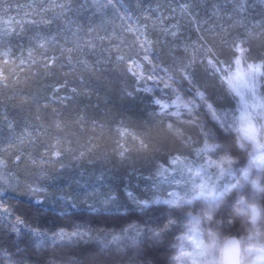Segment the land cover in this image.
Returning a JSON list of instances; mask_svg holds the SVG:
<instances>
[{"label":"clouds","instance_id":"obj_1","mask_svg":"<svg viewBox=\"0 0 264 264\" xmlns=\"http://www.w3.org/2000/svg\"><path fill=\"white\" fill-rule=\"evenodd\" d=\"M27 7L0 27L28 105L0 123V264H264V0ZM52 55L72 79L31 89Z\"/></svg>","mask_w":264,"mask_h":264},{"label":"trees","instance_id":"obj_2","mask_svg":"<svg viewBox=\"0 0 264 264\" xmlns=\"http://www.w3.org/2000/svg\"><path fill=\"white\" fill-rule=\"evenodd\" d=\"M150 3V0H145V4ZM28 0H0V16L3 17L5 23L4 27H9V21L11 22V27L15 29V32L20 31L21 25L25 28L28 27L27 20H33L37 17L32 13V10L27 7ZM7 9V11H5ZM171 9H169V12ZM147 23V21H144ZM13 43L17 45L15 54H20V47L26 44L23 38L14 39ZM27 55V53H23ZM53 75L51 77L45 78L43 73L36 75L28 79V84L31 89H43L45 92L49 91L46 86L52 82H63L65 79L71 80L70 76L63 74V71L57 67L52 69ZM29 74L27 72L21 73L22 77H26ZM103 91V89H101ZM67 93V89H62L61 93ZM58 94V95H59ZM26 97H16L13 99H8L7 96L0 97V123H7L9 120H14L17 122V127L23 123L24 117L27 114V102H25Z\"/></svg>","mask_w":264,"mask_h":264},{"label":"snow or ice","instance_id":"obj_3","mask_svg":"<svg viewBox=\"0 0 264 264\" xmlns=\"http://www.w3.org/2000/svg\"><path fill=\"white\" fill-rule=\"evenodd\" d=\"M62 7H63V6H62ZM182 11L187 12V11H188V7L185 6L184 9H183ZM34 22H35L34 20H27V21H26V23H34ZM44 22L47 23L48 21L45 20ZM4 23H5V21H4L3 17L0 16V27H3ZM8 23H9V27L7 28V30L10 31V32L15 31V29L11 27V22L9 21ZM22 27H23V25H21L20 29H22ZM147 41H148V38H147V36L145 35L144 39L141 40L140 43H141V45L143 46V44H144L145 42H147ZM89 43H91V42H89ZM7 55H9V53H6V52H0V56H7ZM28 56H29V58H32V57H33V53L30 51V52L28 53ZM34 62H35V61H34ZM43 63H45V64L48 66L49 69H54V68L56 67V64H57V59H56L55 55L47 56V57H44V58H43ZM130 67H133V66L130 65ZM3 79H4L3 73H0V80H3ZM60 91H61V89H57V92H58V93H59ZM75 91H76V90L73 89V92H75ZM25 102H27V98H25ZM44 107L47 108L48 106L45 105ZM59 124H60V122L57 121V126H59ZM28 135H29V137H30L31 134L29 133ZM56 155H59V153H56Z\"/></svg>","mask_w":264,"mask_h":264},{"label":"rangeland","instance_id":"obj_4","mask_svg":"<svg viewBox=\"0 0 264 264\" xmlns=\"http://www.w3.org/2000/svg\"><path fill=\"white\" fill-rule=\"evenodd\" d=\"M3 27H4V25H3Z\"/></svg>","mask_w":264,"mask_h":264}]
</instances>
